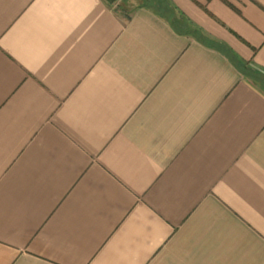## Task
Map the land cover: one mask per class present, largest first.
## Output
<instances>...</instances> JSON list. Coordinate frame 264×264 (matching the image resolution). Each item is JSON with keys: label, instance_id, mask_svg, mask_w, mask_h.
<instances>
[{"label": "crops", "instance_id": "0c3cea01", "mask_svg": "<svg viewBox=\"0 0 264 264\" xmlns=\"http://www.w3.org/2000/svg\"><path fill=\"white\" fill-rule=\"evenodd\" d=\"M165 2L0 0V264H264V0Z\"/></svg>", "mask_w": 264, "mask_h": 264}, {"label": "rangeland", "instance_id": "374dc122", "mask_svg": "<svg viewBox=\"0 0 264 264\" xmlns=\"http://www.w3.org/2000/svg\"><path fill=\"white\" fill-rule=\"evenodd\" d=\"M143 1H145L147 5L150 4L153 8L157 10V12H164L165 3H166L165 0H140L141 3ZM117 2L115 4H117ZM140 2L139 0H127L125 5L127 6V9L130 10L134 6L138 5ZM114 7H116V5Z\"/></svg>", "mask_w": 264, "mask_h": 264}, {"label": "trees", "instance_id": "16d2710c", "mask_svg": "<svg viewBox=\"0 0 264 264\" xmlns=\"http://www.w3.org/2000/svg\"><path fill=\"white\" fill-rule=\"evenodd\" d=\"M126 1L125 0H120L119 2H117L116 9L119 10L120 12H122V13H127L128 9H127V6L125 5ZM139 2H140V0H139ZM113 4H115V3H113ZM113 4H109V5H113ZM138 5L148 6L150 4L147 5L146 2L143 1L142 3L140 2Z\"/></svg>", "mask_w": 264, "mask_h": 264}, {"label": "water", "instance_id": "95a60500", "mask_svg": "<svg viewBox=\"0 0 264 264\" xmlns=\"http://www.w3.org/2000/svg\"><path fill=\"white\" fill-rule=\"evenodd\" d=\"M107 3H109V4H113V3H116L117 1H119V0H105Z\"/></svg>", "mask_w": 264, "mask_h": 264}]
</instances>
